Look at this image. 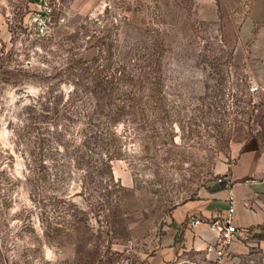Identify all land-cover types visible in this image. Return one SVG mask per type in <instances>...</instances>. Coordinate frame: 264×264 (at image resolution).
Returning a JSON list of instances; mask_svg holds the SVG:
<instances>
[{"label": "rangeland", "instance_id": "1", "mask_svg": "<svg viewBox=\"0 0 264 264\" xmlns=\"http://www.w3.org/2000/svg\"><path fill=\"white\" fill-rule=\"evenodd\" d=\"M50 1L63 21L37 36V0H0V264H151L175 208L264 151V0ZM116 70L141 105L112 126L122 155L87 176L80 158L107 147L81 146L68 94L102 81L119 103ZM164 264L264 258L185 248Z\"/></svg>", "mask_w": 264, "mask_h": 264}, {"label": "crops", "instance_id": "2", "mask_svg": "<svg viewBox=\"0 0 264 264\" xmlns=\"http://www.w3.org/2000/svg\"><path fill=\"white\" fill-rule=\"evenodd\" d=\"M223 171L227 182L213 180L195 199L175 208L166 233L149 258L151 264H164L185 248L200 249L213 242L215 232L209 222L222 219L230 194L233 196V223L240 231L229 244L226 257L232 252L252 251L264 258V151H242ZM190 216L201 222L191 226Z\"/></svg>", "mask_w": 264, "mask_h": 264}, {"label": "trees", "instance_id": "3", "mask_svg": "<svg viewBox=\"0 0 264 264\" xmlns=\"http://www.w3.org/2000/svg\"><path fill=\"white\" fill-rule=\"evenodd\" d=\"M114 74L117 75V77L115 76L117 78L116 81L127 86L123 89L127 96L118 100L120 104L116 103L115 100L111 101L110 88L103 86L102 81H96L92 84L94 88L91 86L89 92L87 91L90 94V98L87 101L85 98L83 99L82 95L77 93L78 88L76 86L68 94V96L73 98L69 101V105H74L77 100L80 101L77 108L80 109L78 117L82 120L81 146L88 148V145L95 144L107 147L105 153L95 165H88L84 157L80 158L79 163L81 161L85 165L84 172L87 176H90L91 173H96L98 177H101L102 173L109 171L110 162L122 155L120 139L119 137L116 138L112 126L125 117L127 108L141 105L142 90L139 84V77L132 78L129 73L125 74L121 70H116ZM68 113L70 114L71 111ZM112 141L114 147H112Z\"/></svg>", "mask_w": 264, "mask_h": 264}, {"label": "built area", "instance_id": "4", "mask_svg": "<svg viewBox=\"0 0 264 264\" xmlns=\"http://www.w3.org/2000/svg\"><path fill=\"white\" fill-rule=\"evenodd\" d=\"M56 5L50 0H37L36 8L26 15L24 18L25 24L33 29L37 36H48L55 27L63 21V16L58 15ZM252 89L256 86L251 85ZM218 182L228 181L227 176L218 177ZM229 206L225 215L220 220L209 222V227L215 232V240L205 245L206 254L213 258L217 263H222L226 258L228 246L236 240V234L240 231L233 223V196L228 197ZM201 222L200 219L194 216L189 217V224L195 226Z\"/></svg>", "mask_w": 264, "mask_h": 264}]
</instances>
